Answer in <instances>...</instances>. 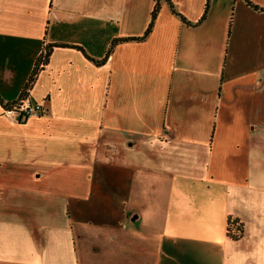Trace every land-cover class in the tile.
<instances>
[{
    "label": "crops",
    "instance_id": "obj_1",
    "mask_svg": "<svg viewBox=\"0 0 264 264\" xmlns=\"http://www.w3.org/2000/svg\"><path fill=\"white\" fill-rule=\"evenodd\" d=\"M171 2L0 0V264H264V12Z\"/></svg>",
    "mask_w": 264,
    "mask_h": 264
},
{
    "label": "trees",
    "instance_id": "obj_2",
    "mask_svg": "<svg viewBox=\"0 0 264 264\" xmlns=\"http://www.w3.org/2000/svg\"><path fill=\"white\" fill-rule=\"evenodd\" d=\"M164 0H156V5L154 7V10L152 12V16H151V21L149 23V26L145 32V34L141 37H137V38H125V39H118L114 42V44L112 45V48H110V50L108 51V56L110 55V53L112 52L113 48L118 44V43H122V42H127V41H142L145 40L154 30V26H155V22L158 18V15L160 13L161 10V2ZM171 7L172 12L179 16L184 22H186L187 24H190V22H188L186 20V18L177 11V9L174 7L173 3L171 2V0H166ZM246 4L251 7L252 9H254L257 12H264V7L263 6H259L256 5L255 3H253L251 0H245ZM210 3L211 0H207L206 3V7H205V12L204 15L202 16L201 20L199 21V23H202L206 18L207 15L209 13V9H210ZM53 50V45H49L48 47L45 48L44 52L42 53V55L38 58V60L36 61V64L34 66V69L29 77L28 83L26 84V88L25 91L23 92V95L20 97L19 101L14 103V104H5L3 102V100L0 98V103L2 105H4V107L7 108H11L17 104H19L21 101L27 99V94L30 90V88L32 87L33 83L35 82L38 73L40 71V69H42L46 64H48L49 62V58L51 56ZM107 56V57H108ZM107 57L102 60V61H98V64H103ZM244 231H245V227H244V223L242 222V220L240 218L237 217H229L228 219V224H227V236L232 239V240H240L243 236H244Z\"/></svg>",
    "mask_w": 264,
    "mask_h": 264
},
{
    "label": "built area",
    "instance_id": "obj_3",
    "mask_svg": "<svg viewBox=\"0 0 264 264\" xmlns=\"http://www.w3.org/2000/svg\"><path fill=\"white\" fill-rule=\"evenodd\" d=\"M27 99L21 101L19 104L11 108L5 109V114L9 116H14L18 118V121L24 122L30 117L42 116L47 113L44 104L30 103Z\"/></svg>",
    "mask_w": 264,
    "mask_h": 264
},
{
    "label": "rangeland",
    "instance_id": "obj_4",
    "mask_svg": "<svg viewBox=\"0 0 264 264\" xmlns=\"http://www.w3.org/2000/svg\"><path fill=\"white\" fill-rule=\"evenodd\" d=\"M177 16V15H176ZM178 18H180L179 16H178ZM181 19V18H180ZM183 21V20H182Z\"/></svg>",
    "mask_w": 264,
    "mask_h": 264
}]
</instances>
